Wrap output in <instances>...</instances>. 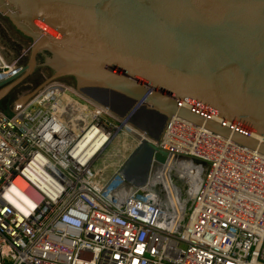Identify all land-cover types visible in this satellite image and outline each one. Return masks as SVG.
<instances>
[{
	"label": "built area",
	"instance_id": "2783aa9c",
	"mask_svg": "<svg viewBox=\"0 0 264 264\" xmlns=\"http://www.w3.org/2000/svg\"><path fill=\"white\" fill-rule=\"evenodd\" d=\"M23 55L0 53V80ZM136 134L54 81L0 111V264H264V154L172 114L156 141L163 198L126 194Z\"/></svg>",
	"mask_w": 264,
	"mask_h": 264
},
{
	"label": "water",
	"instance_id": "95a60500",
	"mask_svg": "<svg viewBox=\"0 0 264 264\" xmlns=\"http://www.w3.org/2000/svg\"><path fill=\"white\" fill-rule=\"evenodd\" d=\"M22 50L0 108L70 77L139 131L119 169L126 194L146 185L163 198L156 141L172 114L264 154V0H0L4 62Z\"/></svg>",
	"mask_w": 264,
	"mask_h": 264
},
{
	"label": "bare ground",
	"instance_id": "6f19581e",
	"mask_svg": "<svg viewBox=\"0 0 264 264\" xmlns=\"http://www.w3.org/2000/svg\"><path fill=\"white\" fill-rule=\"evenodd\" d=\"M134 130H135L136 132H139L137 129H134ZM96 149H97V147L93 146L91 149L88 150L86 156H87V157L92 156L93 153H94V151H96ZM133 152H134V151H133ZM128 157H129V156H127L126 159H127ZM126 159L122 162L121 166L124 165ZM121 166H120V168H121ZM165 172H166V171H165ZM165 172L162 171V170H159V172H158V177H159L158 179H159V181H160L162 184H164V185L167 184V182L165 181V179L167 178V174H166ZM165 174H166V175H165ZM13 184H14V186H16V187L19 188V189H22V188L25 186L24 182L21 181L19 178H15ZM168 188H169V190H170V194H171V196H174V194H176L175 191H174V190H175L174 187H170V186H169ZM12 189H13V187L10 188V189L8 190V192L12 191ZM21 197H22L21 199L24 201L25 199L23 198V196H21ZM171 204H176L174 198L171 200ZM28 205H29V208H32V207H33L32 204H29V203H28Z\"/></svg>",
	"mask_w": 264,
	"mask_h": 264
},
{
	"label": "rangeland",
	"instance_id": "374dc122",
	"mask_svg": "<svg viewBox=\"0 0 264 264\" xmlns=\"http://www.w3.org/2000/svg\"><path fill=\"white\" fill-rule=\"evenodd\" d=\"M23 52H24V55H23V57L21 58V60H27V56H26V53H25L24 50L16 52V53L14 54V58L17 57L18 55L22 54ZM1 55H2V54H1ZM2 56H3V55H2ZM49 81L59 82V83H62V84H65V85H67V86H71V87H73V84H74L73 81H72V79H71L70 77H68V76H64V77H56V78L50 79ZM42 84H45V82H43ZM42 84H41L39 87H41ZM73 88H74V87H73ZM35 90H36V89H35ZM0 111H3V112H5V113H10V112H7V111H5V110H3V109H1V108H0ZM173 180H174V184H175V185H177V184L181 185V184H182V182H180V181H178V180H176V179H173ZM181 246H182V245H181Z\"/></svg>",
	"mask_w": 264,
	"mask_h": 264
},
{
	"label": "flooded vegetation",
	"instance_id": "af4514ba",
	"mask_svg": "<svg viewBox=\"0 0 264 264\" xmlns=\"http://www.w3.org/2000/svg\"><path fill=\"white\" fill-rule=\"evenodd\" d=\"M166 175V174H165Z\"/></svg>",
	"mask_w": 264,
	"mask_h": 264
}]
</instances>
